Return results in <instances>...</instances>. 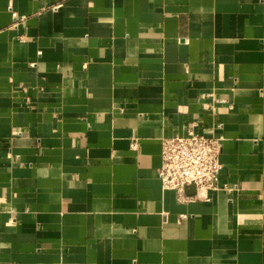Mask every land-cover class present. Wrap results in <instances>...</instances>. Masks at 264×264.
<instances>
[{"label":"crops","instance_id":"obj_1","mask_svg":"<svg viewBox=\"0 0 264 264\" xmlns=\"http://www.w3.org/2000/svg\"><path fill=\"white\" fill-rule=\"evenodd\" d=\"M193 123L233 190L181 201ZM0 264H264V0H0Z\"/></svg>","mask_w":264,"mask_h":264},{"label":"built area","instance_id":"obj_2","mask_svg":"<svg viewBox=\"0 0 264 264\" xmlns=\"http://www.w3.org/2000/svg\"><path fill=\"white\" fill-rule=\"evenodd\" d=\"M222 144L221 137L198 131L196 123L187 126L185 134L165 137L158 170L162 186L175 190L181 201L191 197L208 199L209 190H233L227 184H221ZM189 186L195 187L194 195L187 193Z\"/></svg>","mask_w":264,"mask_h":264},{"label":"water","instance_id":"obj_3","mask_svg":"<svg viewBox=\"0 0 264 264\" xmlns=\"http://www.w3.org/2000/svg\"><path fill=\"white\" fill-rule=\"evenodd\" d=\"M194 192H195V187H194V186H189V187L187 188V193H189V194H194Z\"/></svg>","mask_w":264,"mask_h":264}]
</instances>
